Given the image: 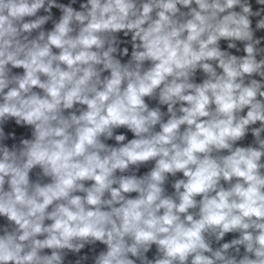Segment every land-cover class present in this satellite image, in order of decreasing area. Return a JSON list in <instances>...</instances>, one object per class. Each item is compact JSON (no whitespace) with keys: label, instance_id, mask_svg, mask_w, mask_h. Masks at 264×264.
Listing matches in <instances>:
<instances>
[{"label":"clouds","instance_id":"clouds-1","mask_svg":"<svg viewBox=\"0 0 264 264\" xmlns=\"http://www.w3.org/2000/svg\"><path fill=\"white\" fill-rule=\"evenodd\" d=\"M0 264H264V0H0Z\"/></svg>","mask_w":264,"mask_h":264}]
</instances>
